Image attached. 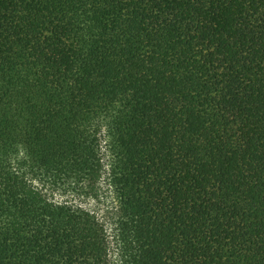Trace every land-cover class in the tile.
<instances>
[{"label": "trees", "instance_id": "1", "mask_svg": "<svg viewBox=\"0 0 264 264\" xmlns=\"http://www.w3.org/2000/svg\"><path fill=\"white\" fill-rule=\"evenodd\" d=\"M264 264V0H0V264Z\"/></svg>", "mask_w": 264, "mask_h": 264}, {"label": "rangeland", "instance_id": "2", "mask_svg": "<svg viewBox=\"0 0 264 264\" xmlns=\"http://www.w3.org/2000/svg\"><path fill=\"white\" fill-rule=\"evenodd\" d=\"M101 154L103 168L99 181L94 189H80L67 185H53L48 181L38 182L37 187L50 200L67 203L93 213L103 224L108 240L109 264H122V244L119 237V200L109 175V152L105 138L101 133Z\"/></svg>", "mask_w": 264, "mask_h": 264}]
</instances>
